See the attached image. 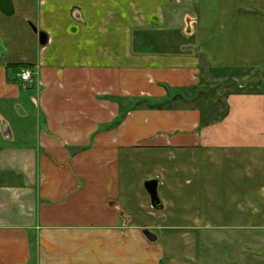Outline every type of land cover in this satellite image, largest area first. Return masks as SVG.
<instances>
[{"label":"crops","instance_id":"obj_1","mask_svg":"<svg viewBox=\"0 0 264 264\" xmlns=\"http://www.w3.org/2000/svg\"><path fill=\"white\" fill-rule=\"evenodd\" d=\"M12 3L0 264H203L216 233L264 231V0Z\"/></svg>","mask_w":264,"mask_h":264},{"label":"rangeland","instance_id":"obj_2","mask_svg":"<svg viewBox=\"0 0 264 264\" xmlns=\"http://www.w3.org/2000/svg\"><path fill=\"white\" fill-rule=\"evenodd\" d=\"M251 75H256V78H259L264 75V69L257 70L255 73L247 70L245 76L251 77ZM231 88L238 89L235 84H232ZM15 117L19 118L21 122L34 120L30 116ZM216 235L210 237L208 241H202L203 264H264V231L260 234L230 231L216 233Z\"/></svg>","mask_w":264,"mask_h":264},{"label":"water","instance_id":"obj_3","mask_svg":"<svg viewBox=\"0 0 264 264\" xmlns=\"http://www.w3.org/2000/svg\"><path fill=\"white\" fill-rule=\"evenodd\" d=\"M0 11L5 15H12L14 12L12 0H0ZM26 22L33 33L36 34L38 44L41 46L45 45L47 42V34L44 31L37 29L36 25H34L30 20H27ZM157 183L158 180L156 177L148 179L144 183L150 196L151 206L156 209L160 208V201L157 195ZM143 233L147 239L152 241L155 240L153 233L147 229H143Z\"/></svg>","mask_w":264,"mask_h":264},{"label":"built area","instance_id":"obj_4","mask_svg":"<svg viewBox=\"0 0 264 264\" xmlns=\"http://www.w3.org/2000/svg\"><path fill=\"white\" fill-rule=\"evenodd\" d=\"M32 72L30 69H23L21 70V73L19 74L20 79L22 80H29L31 78Z\"/></svg>","mask_w":264,"mask_h":264},{"label":"trees","instance_id":"obj_5","mask_svg":"<svg viewBox=\"0 0 264 264\" xmlns=\"http://www.w3.org/2000/svg\"><path fill=\"white\" fill-rule=\"evenodd\" d=\"M10 67H11V66H10ZM12 67H15V66L12 65Z\"/></svg>","mask_w":264,"mask_h":264}]
</instances>
